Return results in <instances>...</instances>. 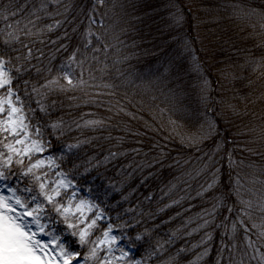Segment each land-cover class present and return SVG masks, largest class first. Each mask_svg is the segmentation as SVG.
Instances as JSON below:
<instances>
[{
    "label": "snow or ice",
    "instance_id": "6c2138e0",
    "mask_svg": "<svg viewBox=\"0 0 264 264\" xmlns=\"http://www.w3.org/2000/svg\"><path fill=\"white\" fill-rule=\"evenodd\" d=\"M50 5L55 12L49 11ZM60 7L65 12L70 10L61 0H41L32 13L35 21H29L31 27L26 24L19 29L0 30V264H145V260L133 255L137 244L150 245L146 258H159L167 251L166 245H173L185 234L199 235L191 247L200 251L190 264H203L213 251L214 264H264V188L257 191L247 187L257 181L237 172L234 178L229 175L231 191L216 194L222 181L215 157L223 152L221 159L227 160L229 168L244 166V161L233 160L222 143L215 145L214 152L206 154L207 159H202V166L195 172L196 177L204 178L196 196L211 194L210 207L198 213L195 221H187L183 228L154 243L153 230L147 227L143 232L137 230L142 224L140 217L148 215L151 218L152 214L133 207L124 208L123 203L129 202V196L123 194V185L117 187L109 183L101 192L94 181L89 182L88 177L93 172L100 174L101 167L126 153L109 150L101 160L84 152V147L96 138L81 140L73 133L82 134L84 129L104 130L107 120L96 118L95 113H82L80 119L71 124L63 117H52L60 103L57 97L69 92L82 91L90 96L84 101L86 105L96 103L88 90L99 88L101 85L94 82L103 81L109 74L107 56L114 46L108 42L110 27L105 25L103 15L99 19L96 15L105 7V0H95L88 13L87 26L81 32L80 44L70 52L67 45L60 44L56 51L63 49L67 58L54 70L55 54L46 58L43 49L36 45L46 46L44 37L47 33L61 27L62 21L55 19L64 14L59 11ZM112 7L118 5L113 3ZM231 7L238 15L258 17L260 27L264 29V8L245 11L239 4ZM44 17L52 18L54 23L37 27L36 21ZM182 19L179 11L173 16L176 24ZM7 27L12 29L11 24ZM51 43L57 44V41ZM184 48L191 52L187 42ZM45 59L47 63H44ZM251 63L252 71L264 76V57ZM192 71L200 77L198 95L204 111L192 110L191 119L196 123L192 133L182 134L177 122L171 118L168 128L171 134L180 138L181 144L199 150L201 144L215 137L217 125L207 110L208 81L194 56ZM102 86L105 89L115 87L110 83ZM100 95H114V92L94 93V96ZM71 99L79 98L73 96ZM160 127L168 130L163 124ZM260 134L264 137V128ZM115 139L119 149L123 138ZM54 140L63 143L58 152L54 150ZM153 147L159 148V152L148 167L161 164L167 157L164 146ZM132 152L140 155L141 149L134 148ZM246 167L255 169V164L249 162ZM174 188L175 185L169 191ZM112 192L121 193V201L111 203ZM176 203L179 201H173ZM192 224L195 226L190 228ZM217 236L218 247L213 249ZM186 251L178 248L166 264H180Z\"/></svg>",
    "mask_w": 264,
    "mask_h": 264
},
{
    "label": "trees",
    "instance_id": "16d2710c",
    "mask_svg": "<svg viewBox=\"0 0 264 264\" xmlns=\"http://www.w3.org/2000/svg\"><path fill=\"white\" fill-rule=\"evenodd\" d=\"M40 3L41 0H0V30L19 29L26 24L31 27L29 21H35L32 13ZM61 3L70 9L65 12L60 7L59 11L64 14L55 16L62 21L61 27L47 33L44 37L46 46L36 45L43 49L46 58L55 54L54 70L67 58L63 49L56 51L57 47L67 45L70 52L80 44L81 32L87 26L88 13L95 0H61ZM113 3L118 7L113 8ZM236 4L242 5L245 11L264 8V0H105V7L96 15L98 19L103 15L105 25L110 27L108 42L114 47L107 56L109 74L103 81L94 82L101 85L99 88L88 90L96 103L86 105L84 101L90 96L82 91L57 97L60 103L53 119L63 117L71 124L73 120H79L82 113H95L96 118L107 120L102 131L84 129L82 134L73 135L81 140L95 137L84 147V152L101 160L109 150L123 151L126 155L101 167L100 174L93 172L88 180L94 181L101 192L109 183L117 187L123 185V194L129 196V202L123 203V207L152 214L151 218L148 215L140 217L142 224L137 230L143 232L145 227L153 230V243L156 239H166L171 232L183 228L187 221H195L198 213L210 207L211 194L196 196L204 178L196 177L195 172L218 143L232 154L233 160L244 161V166L229 168L227 160L221 159L223 152L215 157L222 181L217 195L231 191L229 175L234 178L237 172L257 181L247 187L257 191L264 188L261 183L264 182V156L261 155L264 137L260 134L264 128V76L252 71L251 63L264 57V29L260 27L258 17L235 13L231 6ZM49 11L56 9L50 5ZM177 11L183 17L180 24L173 20ZM52 23L54 20L49 17L36 21L37 27ZM9 24L12 29H8ZM51 41H57V44ZM185 42L190 45L191 52L185 50ZM193 56L198 58L202 74L208 81L207 110L217 125L215 137L201 144L199 150L181 144L180 138L171 134L168 128L171 118L177 122L182 134L192 133L196 129V123L191 119L192 110L204 111L198 95L200 77L192 71ZM103 83L115 87L105 89ZM109 91L114 95L94 96L95 92ZM73 96L79 99H71ZM121 108L123 111H119ZM161 109H164L163 113ZM161 124L168 130L161 129ZM117 137L123 138L119 149ZM154 145L164 146L167 157L161 164L148 167L159 152ZM53 147L58 152L63 143L54 140ZM134 148L141 149L140 155L132 152ZM249 162L255 164V169L246 167ZM173 185L175 188L170 192ZM121 199V193H111V203ZM173 201L179 203L173 204ZM67 239L72 240L71 237ZM198 239V234H185L173 245H166L167 251L159 258L151 259L146 258L150 245L140 243L134 248L133 255L145 260V264H166L178 248H185L187 251L182 254L180 264H190L200 251L191 247ZM218 243L219 236L213 249ZM214 260L215 251L203 264H214Z\"/></svg>",
    "mask_w": 264,
    "mask_h": 264
}]
</instances>
